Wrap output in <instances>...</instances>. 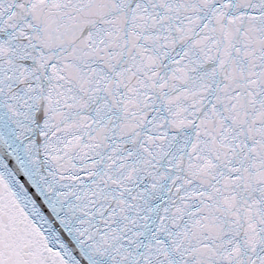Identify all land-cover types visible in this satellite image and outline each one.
<instances>
[{"label":"snow or ice","instance_id":"obj_1","mask_svg":"<svg viewBox=\"0 0 264 264\" xmlns=\"http://www.w3.org/2000/svg\"><path fill=\"white\" fill-rule=\"evenodd\" d=\"M0 264H264V0H0Z\"/></svg>","mask_w":264,"mask_h":264},{"label":"water","instance_id":"obj_2","mask_svg":"<svg viewBox=\"0 0 264 264\" xmlns=\"http://www.w3.org/2000/svg\"><path fill=\"white\" fill-rule=\"evenodd\" d=\"M24 178L23 177H21V180H23Z\"/></svg>","mask_w":264,"mask_h":264}]
</instances>
